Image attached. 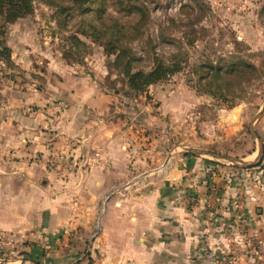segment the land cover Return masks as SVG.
I'll use <instances>...</instances> for the list:
<instances>
[{
	"label": "rangeland",
	"instance_id": "rangeland-1",
	"mask_svg": "<svg viewBox=\"0 0 264 264\" xmlns=\"http://www.w3.org/2000/svg\"><path fill=\"white\" fill-rule=\"evenodd\" d=\"M137 3L147 9L141 21L135 9L124 10L115 0H34L33 11L26 17L14 22L0 17V166L6 170L0 169V190L5 196L11 184L1 185V181L21 162L47 165L59 179L78 171L74 164L79 158L55 144L52 130L69 117L68 101L60 88L64 83L75 85L74 74L95 77L112 98L111 114L126 117V128L141 148L144 142L138 136L153 132L148 118L156 121L164 135L174 132L185 145L193 146L195 154L209 151L223 156L217 144L203 146L200 141L231 137V130L237 140L228 144H236L240 152L263 145L264 0ZM119 26L121 33L116 32ZM4 47L9 51L4 52ZM112 50L133 55L137 59L132 62L134 71L150 70L156 59L174 65L177 71L133 96L122 73L124 66L118 65L117 52L110 53ZM246 62L256 70L226 79L215 76L217 67L225 76L233 64ZM136 103L144 105L145 113L139 114ZM24 117L30 119H23L22 125L31 120L41 123L35 132L44 136V149H35L28 140L14 143V122ZM72 142L65 140L70 149ZM220 148L223 151L228 146ZM260 161L264 167L263 158ZM260 177H264L263 170ZM6 199L4 204L10 208L6 209H16V203ZM208 209L213 217L214 207ZM21 237V233L0 230V256L8 258L9 247ZM240 239L244 256L259 255V242L246 243L243 234ZM222 257L234 259L235 264L240 261L239 255L221 252L215 254V264Z\"/></svg>",
	"mask_w": 264,
	"mask_h": 264
},
{
	"label": "crops",
	"instance_id": "crops-1",
	"mask_svg": "<svg viewBox=\"0 0 264 264\" xmlns=\"http://www.w3.org/2000/svg\"><path fill=\"white\" fill-rule=\"evenodd\" d=\"M72 80L75 85L60 88L69 117L52 130L55 144L79 158L78 171L59 179L47 165H14L1 181L11 188L6 196L0 190V230L24 237L11 243L0 264H215L221 252L239 255V264H264V167L252 166L264 161V140L240 152L228 144L236 138L231 130V137L200 141L217 144L223 156L195 154L148 118L153 132H141V148L126 117L111 114L112 98L95 77L74 74ZM23 119L30 118L14 122V143L28 140L44 149V136L35 132L41 123L22 125ZM214 184L212 217L207 203ZM6 198L16 209L8 210ZM241 234L259 242L254 260L242 253Z\"/></svg>",
	"mask_w": 264,
	"mask_h": 264
},
{
	"label": "trees",
	"instance_id": "trees-1",
	"mask_svg": "<svg viewBox=\"0 0 264 264\" xmlns=\"http://www.w3.org/2000/svg\"><path fill=\"white\" fill-rule=\"evenodd\" d=\"M75 2H82L84 0H73ZM33 2L34 0H0V17H3L7 22H14L20 18L26 17L27 15L31 14L33 11ZM115 2L124 9V10H134L135 13L140 14L141 21L143 18V15H147V9L144 6H140L137 3V0H115ZM142 14V15H141ZM116 32L121 33L122 27L119 26V28L116 30ZM8 47H4V52H8ZM116 53V60L118 65L124 66V71L122 73L127 77V83H128V89L131 92V95H139L140 93L146 92L148 88L156 84L158 82H161L168 77H170L172 74H174L175 71H177L176 67L174 65L166 64L162 60H155V64L153 67L148 70H133L132 69V62L134 60H137L133 55L129 56L126 52L116 51L112 50L110 53ZM243 64V63H242ZM240 66V64H233L231 68L226 69L225 76L222 75V71L220 67H217L215 69V76H217L218 79L220 78H227L229 76H235V75H244L246 72L245 70L254 71L256 70V67L250 63H245ZM238 65V66H236ZM212 94L217 95L218 93L213 92ZM262 161L259 163L252 165V166H261Z\"/></svg>",
	"mask_w": 264,
	"mask_h": 264
},
{
	"label": "built area",
	"instance_id": "built-area-1",
	"mask_svg": "<svg viewBox=\"0 0 264 264\" xmlns=\"http://www.w3.org/2000/svg\"><path fill=\"white\" fill-rule=\"evenodd\" d=\"M208 197L209 196H211L210 197V199L208 200V203H207V205H208V207L210 208V207H212L213 206V203H212V201H213V196L215 195V193L217 192V189H216V187L214 186V185H211L210 187H209V189H208ZM245 242L246 243H251V241H250V239L249 238H247V237H245ZM250 246V245H249ZM218 263L219 264H235V260L234 259H230V258H227V257H222V258H220L219 260H218Z\"/></svg>",
	"mask_w": 264,
	"mask_h": 264
},
{
	"label": "water",
	"instance_id": "water-1",
	"mask_svg": "<svg viewBox=\"0 0 264 264\" xmlns=\"http://www.w3.org/2000/svg\"><path fill=\"white\" fill-rule=\"evenodd\" d=\"M242 162V161H241ZM243 164H246V163H244V162H242Z\"/></svg>",
	"mask_w": 264,
	"mask_h": 264
}]
</instances>
